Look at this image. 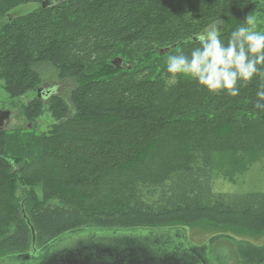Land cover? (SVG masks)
<instances>
[{
  "label": "trees",
  "instance_id": "1",
  "mask_svg": "<svg viewBox=\"0 0 264 264\" xmlns=\"http://www.w3.org/2000/svg\"><path fill=\"white\" fill-rule=\"evenodd\" d=\"M45 1L0 0L3 89L12 99L36 93L23 105L29 122L45 111L56 122L36 139L0 130V260L87 230L184 228L262 241L264 192L213 188L234 154L264 161L257 82L237 97L218 95L171 77L166 63L213 25L226 42L264 0ZM28 4L39 7L16 12ZM44 64L75 80L69 102L55 92L39 98Z\"/></svg>",
  "mask_w": 264,
  "mask_h": 264
},
{
  "label": "rangeland",
  "instance_id": "2",
  "mask_svg": "<svg viewBox=\"0 0 264 264\" xmlns=\"http://www.w3.org/2000/svg\"><path fill=\"white\" fill-rule=\"evenodd\" d=\"M63 1L64 0H60L59 2L48 5L51 6ZM38 7L39 6L36 4H28L19 7L16 12H30L37 9ZM252 15L256 20L255 30L264 32V5L260 6ZM213 26L218 28L220 32L222 31V26L218 24ZM259 26L262 27L259 28ZM115 61H120V59H115ZM113 62L112 64L116 66ZM37 71L42 77L41 88H44L46 90L52 89L55 93H57V95L64 98L66 102H69L70 93L76 87V82L74 79H61L59 77L58 71L48 64L37 66ZM47 95L50 96V93ZM33 97H36V93L28 94L27 96H24L22 98L12 99L3 89V81L0 80V112L3 115H8L3 126V131L17 134L27 133L26 135L36 134L34 139L50 131L52 125L56 122L52 118L51 114L47 111H45V113L34 123L29 122L24 116L23 105L27 104L28 101ZM46 100L48 101V99L45 97V101ZM39 148L40 146L34 147L33 151L39 150ZM233 156V158H227L225 162H230V165H236L232 166L231 169H228L226 167L225 169L219 168L217 171L219 176L224 175L226 174V172H228V175H231V177H229L228 175L227 177H229L231 181L226 182L218 176V178L216 180L214 179L213 182L214 191L217 193L235 194L264 192V161L250 157L248 155L244 156L241 153L234 154ZM244 158H246L244 164L242 162V166H237L238 161H243ZM26 190L28 189L25 187L21 188L20 185V189L17 192L21 205L24 204ZM35 191L40 196V189L37 188L35 189ZM177 229L179 231L174 230L173 232H169V230L171 229L165 230L163 232L165 234L163 240L173 239L178 241L180 237H183V235H185L188 243L192 242L190 244H193L195 246H203L212 238L210 235H208L205 231L202 230L194 231V234H192V236L190 230H186L184 228ZM145 232L147 231H144V233ZM84 233L80 236L66 237V241H63L53 246L51 249L53 251H61L64 249V247L82 245L84 241L89 240L91 241L92 246L94 247L101 244L116 245L120 241H123L125 245V250H130V248L128 247L132 244V240L134 238L139 241H142V243L143 241H149L150 243H152L149 247V250L152 251L153 245H156V241H159V238L162 237V234L158 235L156 233L140 235L137 231L98 232L93 230H87V232ZM216 236L220 237H217V240L213 244L211 250V256L215 264H244V261L239 255L238 248L233 241L247 243L251 242L258 247L264 245V239L259 242L250 239H245L239 236H231L228 234H225L223 236ZM34 252V258L30 261L20 262V259L13 260L10 258H6L1 259L0 264H38L41 261L47 259L48 254L51 253V251L40 249H36ZM143 254L145 256L147 255L145 253ZM258 264H264V261L259 262Z\"/></svg>",
  "mask_w": 264,
  "mask_h": 264
},
{
  "label": "clouds",
  "instance_id": "3",
  "mask_svg": "<svg viewBox=\"0 0 264 264\" xmlns=\"http://www.w3.org/2000/svg\"><path fill=\"white\" fill-rule=\"evenodd\" d=\"M252 14L235 28L225 42L220 30L206 28L196 37L197 47L189 54L170 55L166 72L171 77L189 78L204 92L240 95L254 80L258 87L253 107L264 112V32L256 31Z\"/></svg>",
  "mask_w": 264,
  "mask_h": 264
},
{
  "label": "water",
  "instance_id": "4",
  "mask_svg": "<svg viewBox=\"0 0 264 264\" xmlns=\"http://www.w3.org/2000/svg\"><path fill=\"white\" fill-rule=\"evenodd\" d=\"M59 1L47 0L44 2L43 8L47 4L50 5ZM121 62L120 60L113 63L119 66ZM51 92H54V90L40 88L38 96L39 98L46 97ZM7 117V114L3 115L0 112V130H3ZM81 234H83L82 231L71 233L51 243L46 249H43L51 251V253L48 254L47 259L38 264H215L211 256V250L217 237H220H212L203 246L189 244L185 235L180 237L178 241L173 239L163 240L164 237H161L159 241H156V245H153L152 251L149 250L152 243L149 241H143L142 243V241L134 238L132 244L128 247L130 250H125L123 241L116 245L101 244L94 247L89 240L84 241L82 245L64 247L61 251L51 249L53 246L66 241V237L80 236ZM233 242L236 244L244 264H258L264 261V245L258 247L251 242ZM143 253L147 255L145 256ZM34 255L35 252L26 257L11 259H20V262L30 261L34 258Z\"/></svg>",
  "mask_w": 264,
  "mask_h": 264
},
{
  "label": "flooded vegetation",
  "instance_id": "5",
  "mask_svg": "<svg viewBox=\"0 0 264 264\" xmlns=\"http://www.w3.org/2000/svg\"><path fill=\"white\" fill-rule=\"evenodd\" d=\"M162 237H165V234H162Z\"/></svg>",
  "mask_w": 264,
  "mask_h": 264
},
{
  "label": "bare ground",
  "instance_id": "6",
  "mask_svg": "<svg viewBox=\"0 0 264 264\" xmlns=\"http://www.w3.org/2000/svg\"><path fill=\"white\" fill-rule=\"evenodd\" d=\"M45 5H46V4H45ZM47 6H49V5L47 4L46 7H47ZM46 7H45V8H46Z\"/></svg>",
  "mask_w": 264,
  "mask_h": 264
}]
</instances>
